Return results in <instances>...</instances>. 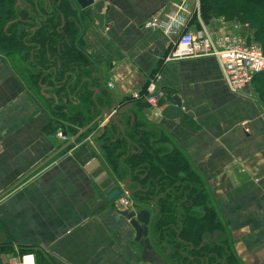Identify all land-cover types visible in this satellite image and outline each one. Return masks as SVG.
Segmentation results:
<instances>
[{"label":"crops","instance_id":"obj_1","mask_svg":"<svg viewBox=\"0 0 264 264\" xmlns=\"http://www.w3.org/2000/svg\"><path fill=\"white\" fill-rule=\"evenodd\" d=\"M175 2L109 0L107 10L78 22L77 44L119 103L160 74L158 93L178 98L190 116L186 128L143 117L137 128L151 136L142 141L179 156L191 170L187 178L199 184L190 187L195 215L218 216L242 264H264V71L234 94L215 57L167 60L173 41L142 22ZM194 9L191 1L182 13L188 29L215 25L196 21ZM20 51H0V264H15L23 249L35 264H152L140 258L134 230L115 203L92 211L99 193L112 190L110 179L101 166L87 170L95 155L80 137L85 127L56 118L43 93L52 91L41 89L37 69Z\"/></svg>","mask_w":264,"mask_h":264},{"label":"trees","instance_id":"obj_2","mask_svg":"<svg viewBox=\"0 0 264 264\" xmlns=\"http://www.w3.org/2000/svg\"><path fill=\"white\" fill-rule=\"evenodd\" d=\"M241 3H245V5L241 6L240 8H236L235 4ZM199 5L201 14L206 10L217 11L219 9L218 13L220 14H224L230 10H233L234 12H232L233 14L231 15V17H234V19H237L240 22L247 23L250 28L252 27L254 29L252 39L256 42H259L263 46L262 49L264 52V0H231L230 2H228L227 0H199ZM1 24L2 22H0V27ZM66 29V36L58 38L54 37L53 43H49L48 49L42 47V50L34 52L33 54H31L29 51H26L24 48V50L20 51V38L11 41H9V39H3L2 46L6 48L3 49H5V51L7 52H16L17 54H19L18 51H20L21 56L26 61L30 60L31 56L33 57V64L37 69L36 73L39 75V86L41 87V85H44L45 88H48L52 92L54 91L56 95L59 96L57 97V103L53 102L51 97L47 99L49 107L54 111L56 118L65 116L74 124L85 127V129L80 134V137L84 136V139H86L87 136H89L90 133H93L97 128L94 125H89L94 116L98 113V110L94 108V112H91L93 106V102L91 100L92 93L88 89H86L85 87L81 88V90L83 91V93L81 92V94L80 91H75L82 79V72L84 76H89L91 73L97 71L99 66L96 65L97 63H93L90 56L86 54V52L79 44H77V42L79 41H77L79 33L76 26L74 27L73 25H68L66 26ZM34 41L45 44L47 41V36L43 33H36L34 35ZM58 62L60 63V67L57 68L54 73V71H52V68L54 69L55 67H57ZM86 66H89V68L85 69ZM78 68L79 70L77 71L76 69ZM46 69L49 71H47ZM67 71H70L73 75L76 76L74 87H70V92H75L76 98L77 100H79V102L75 105L71 104L70 101H62V98H66L67 96V94L64 93L63 88H61L60 90H56V87L51 88L54 84V80L61 81ZM67 79V81H70L71 77L68 76ZM91 85L94 86V83H92ZM46 91L47 89L44 90L43 93L50 95L51 92ZM124 103H126V101H121V104ZM139 104L141 105V103ZM138 121L136 120V122L134 123V125L136 126L135 129H130L128 135L130 134L129 136L134 140V142H137L139 144L142 151L141 153L130 154L128 158L124 159V162L138 169L140 174L148 170V173L153 175L154 177L160 176V181L169 178L170 185H172L176 181L184 182V189L187 190L188 198V194L191 192V188H195V190L199 189V184L195 179V182H192L191 180H189V178H187L191 170L185 163L181 162L179 156H174L172 153L160 154L157 148H154V146L148 147V145L144 141H142V138L145 139L147 137H150L151 135L150 133H148V131L142 130L141 128L143 127H141L140 129L137 128V124L139 123ZM58 122L62 123L61 120H59ZM142 125L143 123H141V125L139 124L138 126ZM58 127H60V124L57 125V128ZM59 130L62 131L61 128H59ZM145 132L148 135L144 136ZM95 142L99 145V151L106 163L111 168L116 169L120 157L126 152V141L121 140L118 137L113 141L111 140V136L103 135L100 138H96ZM181 172L184 174L182 177H180ZM192 196L194 199L196 193ZM163 210L169 214L165 215L162 218V221L158 224V227L174 223V227L171 229V232L168 236V240H171L169 243L170 248L169 246L167 247L169 248V253L167 255H164V250H161L164 258H166V260L168 261V264L181 263L175 250V248L179 247L180 245L179 238H182L184 241H190V243H193L196 246L201 241V238L204 237L206 231L211 232V230L223 228L222 224L218 222L216 215L208 218L198 217L196 215H187L186 225L182 230H180L178 228L179 224L176 223L175 225L176 215L174 216L173 214H171L174 211L171 208V204H167V206H165ZM207 221H209V223H207ZM210 221L212 222L210 223ZM174 229H176L177 231L180 230L181 232L176 235ZM224 231L226 238H223L222 242L227 245L228 233L226 230ZM27 252H30V249H23L21 251V254ZM225 255L227 257L228 264H236L233 261L235 258L234 254L231 251V245L228 246V252H226Z\"/></svg>","mask_w":264,"mask_h":264},{"label":"water","instance_id":"obj_3","mask_svg":"<svg viewBox=\"0 0 264 264\" xmlns=\"http://www.w3.org/2000/svg\"><path fill=\"white\" fill-rule=\"evenodd\" d=\"M109 0H69V7L75 11L79 9L84 11L85 16H91L92 14L102 13L105 4ZM74 18V17H72ZM60 67L58 62L57 67L52 71H56ZM86 66L85 69H88ZM77 71L79 70L76 69ZM82 72V68H81ZM100 68L91 73L89 76H84L82 72V79L79 82L75 92L80 91L85 87L92 95L91 100L93 106L91 112H94V108L98 110V113L94 116L89 126H96V130L90 133L85 139V145L92 148V153L95 155L87 164V170L101 166L106 175L110 179L112 190L109 193L101 191L98 195L99 200L96 202L92 211L99 208L115 203L114 201L125 194H129L133 199L132 209H118V212L124 216L130 226L134 230V241L138 243L140 247V258L143 261L150 262L152 264H168L166 258L162 254L163 243L166 240L161 236H164V230H167L170 225H163L158 227L162 218L169 213L163 209L167 204H171V208L174 210L171 214L176 215V209L180 207H187L185 202L187 201V190L184 189V182L176 181L172 185L169 184V178L160 181V176L154 177L153 175L144 171L142 174L138 169L126 164L124 159L128 158L130 154L141 153L142 149L137 142L128 135L130 129H135L134 123L136 120H140L143 117L144 122H150L149 116L151 109L148 107L141 108L136 102L130 101L126 104H121L115 98L113 91L107 89L103 85V75L100 74ZM68 76L71 77L70 81H67ZM74 77V78H73ZM76 76L71 72H66L61 81L54 80V84L51 88L56 87V90L63 88L64 93L67 94L66 98H62L63 102L70 101L75 105L79 102L77 100L75 92L71 93V88L75 85ZM94 83V86L91 84ZM45 88V87H43ZM42 89V85H41ZM42 92V90H41ZM45 94V93H44ZM43 94V95H44ZM62 94V93H61ZM74 95V98H70ZM131 96V94H130ZM129 96V97H130ZM47 99L52 97L57 100L59 97L56 94L46 95ZM161 102L165 104L161 111L162 117L169 120H177L178 123L186 128L183 123L185 115L190 116L182 110L181 103L176 97H172L170 100L162 94L159 95ZM145 106L146 99L142 101ZM134 110L138 111V116L135 115ZM130 110V111H129ZM147 116V117H146ZM103 135L111 136V140H115L117 137L126 141V152L119 159L116 169L111 168L99 151V145L95 142L96 138H100ZM176 235L178 231L174 229ZM168 252V251H167ZM169 253V252H168Z\"/></svg>","mask_w":264,"mask_h":264},{"label":"built area","instance_id":"obj_4","mask_svg":"<svg viewBox=\"0 0 264 264\" xmlns=\"http://www.w3.org/2000/svg\"><path fill=\"white\" fill-rule=\"evenodd\" d=\"M193 0H178L164 14L154 13L143 20L142 26L146 29H158L162 31L174 43V48L166 59H182L189 57L213 56L220 65L222 77L227 88L234 94H241L250 85L254 76L264 71V52L256 42L249 41L248 24L243 22L225 23L217 26L201 25L199 29L191 30L186 27V18L183 12L189 13L190 2ZM194 2V11L197 0ZM160 74L155 73L142 92H132L134 99H146L151 109V118L161 117L163 105L158 95L157 81ZM111 87L112 83H108ZM247 130V128H245ZM61 139L66 136L61 130L56 132ZM118 209H132L133 202L129 194H125L117 200ZM15 264H35L34 255L31 252L20 254Z\"/></svg>","mask_w":264,"mask_h":264},{"label":"flooded vegetation","instance_id":"obj_5","mask_svg":"<svg viewBox=\"0 0 264 264\" xmlns=\"http://www.w3.org/2000/svg\"><path fill=\"white\" fill-rule=\"evenodd\" d=\"M84 16V11L79 9L73 11L69 7V0H0V22H2L0 27V49H6L2 46V40L10 38L13 40L20 38L22 48L31 54L42 50V47L48 49L49 43H53L54 37L66 36V26L73 25L78 30V22ZM36 33H43L47 36L45 44L33 40ZM30 60L34 63L32 56ZM53 94L56 93L54 91L50 93V95ZM52 101L58 102L53 98ZM133 111L138 116V111L134 109ZM190 193L185 202L187 207L176 209L175 224H179L178 228L180 230L186 225L187 215L195 216L193 211L195 199H193V196L191 197ZM216 217L224 228L222 221L217 215ZM173 227L174 225L164 230V236H161L163 239L166 237L162 248L164 255L169 252L171 240H168V236ZM223 228L211 230V232L206 231L204 237L196 246L190 241L179 238L180 245L175 250L181 262L180 264H227L225 253L228 252V246L222 242V239L226 238ZM168 246L169 248H167Z\"/></svg>","mask_w":264,"mask_h":264},{"label":"rangeland","instance_id":"obj_6","mask_svg":"<svg viewBox=\"0 0 264 264\" xmlns=\"http://www.w3.org/2000/svg\"><path fill=\"white\" fill-rule=\"evenodd\" d=\"M195 1V0H193ZM228 2H230L231 0H227ZM240 5V6H238ZM245 5V3H241V4H235L236 8H240L241 6ZM248 6V5H246ZM196 8L198 10L199 13H197L196 11H194V14H193V17L194 18H197L196 21H198L199 19H202V21L206 24H215L216 26L219 25V24H222V23H225L227 25L231 24L232 22H236V21H239L237 19H234V17H231V15L233 14L232 12H234L233 10H230L228 11L227 13H224V14H220L218 13V10L217 11H211V10H206L205 12H202V14L200 13V5H199V0H197V5H196ZM246 9V8H245ZM245 9H240V10H245ZM240 22V21H239ZM248 36H247V39L248 40H251V41H254L252 38H253V32H254V29L248 25ZM256 42V41H254ZM262 48L263 46L257 42ZM263 50V49H262ZM0 51L2 52V50L0 49ZM5 51V50H3ZM161 170V169H160ZM208 222V221H207ZM212 221H210L211 223ZM225 230V226L223 228ZM230 245V242H229V239L227 241V245L226 246H229ZM232 251V250H231ZM234 254V252H232ZM234 262L236 264H242V262L239 260L238 256H236L234 254ZM227 264H228V261H227Z\"/></svg>","mask_w":264,"mask_h":264},{"label":"bare ground","instance_id":"obj_7","mask_svg":"<svg viewBox=\"0 0 264 264\" xmlns=\"http://www.w3.org/2000/svg\"><path fill=\"white\" fill-rule=\"evenodd\" d=\"M249 41H251V40H249ZM254 42V41H253ZM257 43V42H256ZM258 44V43H257Z\"/></svg>","mask_w":264,"mask_h":264}]
</instances>
